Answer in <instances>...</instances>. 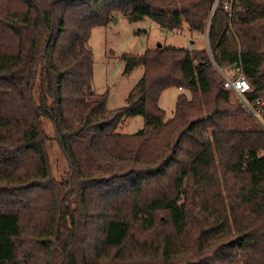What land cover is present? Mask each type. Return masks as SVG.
<instances>
[{
  "label": "trees",
  "instance_id": "1",
  "mask_svg": "<svg viewBox=\"0 0 264 264\" xmlns=\"http://www.w3.org/2000/svg\"><path fill=\"white\" fill-rule=\"evenodd\" d=\"M223 1L0 0V264H264V0ZM115 13L209 49L124 53L143 73L109 110L87 41ZM238 72L259 119L223 85ZM168 87L190 96L165 120Z\"/></svg>",
  "mask_w": 264,
  "mask_h": 264
},
{
  "label": "rangeland",
  "instance_id": "2",
  "mask_svg": "<svg viewBox=\"0 0 264 264\" xmlns=\"http://www.w3.org/2000/svg\"><path fill=\"white\" fill-rule=\"evenodd\" d=\"M87 44L93 56L91 89L96 93L107 91L106 108L109 110L126 104L130 89L143 73L141 64H136L130 71L124 72L125 61L121 58L124 53L140 54L145 49L159 44L209 49L207 34L196 35L186 26L166 31L148 17L132 22L123 13H115L108 23L93 27ZM225 73L231 75L227 69ZM179 93L190 96L189 91L176 87H168L162 91L158 105L164 110L165 120L173 116L175 100ZM232 96L237 98L234 93ZM143 123L141 115L126 116L117 126L115 133H135L143 127ZM44 128L51 133L48 123ZM48 151L52 175L58 177L66 170V160L55 141L51 143Z\"/></svg>",
  "mask_w": 264,
  "mask_h": 264
},
{
  "label": "built area",
  "instance_id": "3",
  "mask_svg": "<svg viewBox=\"0 0 264 264\" xmlns=\"http://www.w3.org/2000/svg\"><path fill=\"white\" fill-rule=\"evenodd\" d=\"M218 4H219V0H215L214 8H216ZM222 6L226 11H230L231 9L230 0H224L222 2ZM188 48L190 49L191 47ZM222 74L224 76V80H223L224 87L231 90L240 99L243 106L246 107L248 110H250L257 117L258 111L255 110L253 106H258L259 104L262 103V101L257 99L255 101L249 102L246 99L245 94L250 89V83L244 77V75L240 72H238V74L234 77H230L228 75H225L224 73Z\"/></svg>",
  "mask_w": 264,
  "mask_h": 264
},
{
  "label": "water",
  "instance_id": "4",
  "mask_svg": "<svg viewBox=\"0 0 264 264\" xmlns=\"http://www.w3.org/2000/svg\"><path fill=\"white\" fill-rule=\"evenodd\" d=\"M257 118H258V116H257ZM259 119V118H258Z\"/></svg>",
  "mask_w": 264,
  "mask_h": 264
}]
</instances>
